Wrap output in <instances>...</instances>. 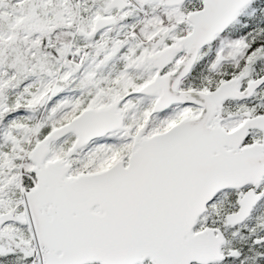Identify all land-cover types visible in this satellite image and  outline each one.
I'll list each match as a JSON object with an SVG mask.
<instances>
[{
	"label": "snow or ice",
	"instance_id": "6c2138e0",
	"mask_svg": "<svg viewBox=\"0 0 264 264\" xmlns=\"http://www.w3.org/2000/svg\"><path fill=\"white\" fill-rule=\"evenodd\" d=\"M0 264H264V0H0Z\"/></svg>",
	"mask_w": 264,
	"mask_h": 264
}]
</instances>
